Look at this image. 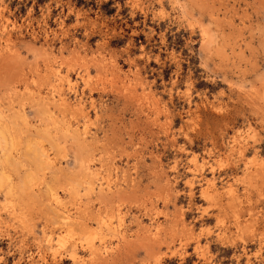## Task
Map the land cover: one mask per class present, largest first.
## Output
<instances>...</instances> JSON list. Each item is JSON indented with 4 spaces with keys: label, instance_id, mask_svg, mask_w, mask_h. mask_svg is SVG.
I'll list each match as a JSON object with an SVG mask.
<instances>
[{
    "label": "rangeland",
    "instance_id": "374dc122",
    "mask_svg": "<svg viewBox=\"0 0 264 264\" xmlns=\"http://www.w3.org/2000/svg\"><path fill=\"white\" fill-rule=\"evenodd\" d=\"M0 138V264H264V0H0Z\"/></svg>",
    "mask_w": 264,
    "mask_h": 264
},
{
    "label": "bare ground",
    "instance_id": "6f19581e",
    "mask_svg": "<svg viewBox=\"0 0 264 264\" xmlns=\"http://www.w3.org/2000/svg\"><path fill=\"white\" fill-rule=\"evenodd\" d=\"M4 40V39H3ZM62 102V101H61ZM65 103V102H64ZM5 124V123H4ZM10 125H12V123L10 124ZM12 128V127H11ZM13 130V129H12ZM1 133H2V131H1ZM3 133H4V130H3ZM5 140H6V136H5V138H4ZM0 140H1V138H0ZM1 141H0V146H1ZM5 147V146H4ZM31 148H29V150H30ZM34 150L36 151V148H34ZM38 151H40V150H38ZM37 152V151H36ZM9 154V153H8ZM37 154H34V156H36ZM44 155V154H43ZM39 156V155H38ZM8 157V156H7ZM37 159V158H36ZM39 161L40 162H42L40 159H39ZM41 165H42V163H41ZM41 167V166H40ZM1 180H2V175H1ZM1 182V181H0Z\"/></svg>",
    "mask_w": 264,
    "mask_h": 264
}]
</instances>
